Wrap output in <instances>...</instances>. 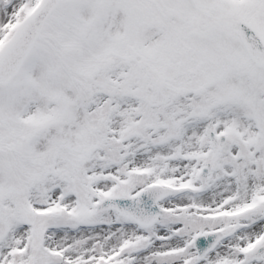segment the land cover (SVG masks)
Masks as SVG:
<instances>
[{"label":"snow or ice","instance_id":"obj_1","mask_svg":"<svg viewBox=\"0 0 264 264\" xmlns=\"http://www.w3.org/2000/svg\"><path fill=\"white\" fill-rule=\"evenodd\" d=\"M0 264H264V0H0Z\"/></svg>","mask_w":264,"mask_h":264}]
</instances>
